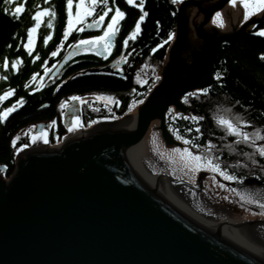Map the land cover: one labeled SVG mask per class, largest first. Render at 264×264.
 Wrapping results in <instances>:
<instances>
[{
	"label": "water",
	"instance_id": "obj_1",
	"mask_svg": "<svg viewBox=\"0 0 264 264\" xmlns=\"http://www.w3.org/2000/svg\"><path fill=\"white\" fill-rule=\"evenodd\" d=\"M196 2L185 0L179 5L176 43L169 50L162 79L138 110L121 120L81 126L60 146L50 147L41 140L39 146L32 144L18 153L16 171L8 180L0 178V264H264L263 251L193 215L148 182L132 162L135 144L157 117L164 139L180 144L167 128L169 106L188 110L182 97L211 84L210 67L220 43L264 21L263 11L260 18L230 33H216L209 41L202 27L229 0L207 9L197 4L204 13L197 34L211 53L183 75L186 80L171 93L168 84L178 77L174 68L189 32L184 11ZM99 24H88L81 33L94 32ZM95 51L108 55L103 42ZM104 70L111 67L90 69ZM117 73L128 76L124 69ZM74 116H81L76 100L66 109V127Z\"/></svg>",
	"mask_w": 264,
	"mask_h": 264
},
{
	"label": "trees",
	"instance_id": "obj_2",
	"mask_svg": "<svg viewBox=\"0 0 264 264\" xmlns=\"http://www.w3.org/2000/svg\"><path fill=\"white\" fill-rule=\"evenodd\" d=\"M77 3L78 0H73L72 8H75ZM139 3L140 0H135L132 4L127 3V0H108L107 4H101L97 0L92 14L87 19L98 21L97 16L102 9H109L104 15L102 27L96 33L98 35L107 28L116 7L125 13L123 17H118V31L110 48L112 58L125 59L129 75V78L125 79L112 73L89 71V68H99L104 60L90 49L76 50L77 41L85 40L94 34H83L78 30L79 27L70 29L67 0H13L12 4L0 0V96L8 92L7 96L0 99V111L12 106L20 97L24 98L12 111L13 114L0 122V165H6L5 176L8 177L15 170L16 150L21 144L30 143L31 135L25 131L27 127L37 121L51 120L55 121L56 133L61 137L68 134V129L62 122L60 105L69 96L90 95V99L82 104L81 121L84 126L101 120V117L124 116L130 107L145 100L160 79L159 71L168 53V36L176 31L178 7L176 0H144L143 11L147 15L140 21L139 31H136L135 25L141 15V9L136 6ZM19 4L24 5V8L12 15L11 10ZM5 7L10 9L9 13L3 11ZM45 7L54 10L55 16L43 15L38 23L33 49L25 48L24 44L28 42L27 29L36 23L33 14L36 11L42 12ZM48 19L53 21L51 26L47 24ZM65 28H68L67 34ZM260 28H264V21L252 25V28L243 29L229 41L221 42L210 67L213 76L210 84L213 86L212 91L201 97L199 102L197 99H190V103L183 100L189 109L179 112L188 115L196 113L204 117L200 122L202 135L187 133L185 129L192 126L191 121L174 119L176 111L173 106L169 107L173 111L169 112L168 109L167 125L176 138L177 131L181 135H192L194 139L189 146L193 148L196 143L203 145L208 139H212L218 149L233 140V136L218 130L215 124L213 113L218 103L227 107L239 101L235 104L234 111L245 114L255 124L264 125V114H260V111L264 110V60L260 56L264 53V36L258 34ZM45 36L48 37L47 40L44 39ZM125 39L128 41L127 45L124 44ZM71 48L75 60L63 73V79L50 88L42 86L39 79L41 73L46 67L54 66ZM53 52L56 54L52 55ZM5 63L8 64L7 67L4 66ZM218 72L225 73L220 77V80L224 81V87H221L217 80ZM100 93L116 97L118 106L109 102L106 107L95 95ZM51 134L54 142L55 136L53 132ZM14 138H17L15 144L12 142ZM236 146L241 151L252 150L243 144ZM198 150L202 151L203 148ZM216 153L229 172L246 176L242 167H235L236 161L244 159L242 156L227 151H224L223 155L220 151ZM255 158L264 163V158L258 155ZM254 172L255 177L264 184V172L260 169H255ZM258 213L264 214V209L261 207Z\"/></svg>",
	"mask_w": 264,
	"mask_h": 264
},
{
	"label": "rangeland",
	"instance_id": "obj_3",
	"mask_svg": "<svg viewBox=\"0 0 264 264\" xmlns=\"http://www.w3.org/2000/svg\"><path fill=\"white\" fill-rule=\"evenodd\" d=\"M197 1L196 5L190 4L186 6L184 14L189 18V32L187 35V42L185 43L184 47L181 49L180 55L178 56L177 64L174 68L175 76L184 75L186 76L190 70L193 69V67L197 66L201 60L205 57H207L211 52H209V48L206 44V41L198 36L197 34V26L201 24V22L204 20V13L200 11L199 6H202V8L207 9L208 7L217 4L220 0H194ZM135 2V0H134ZM78 4V3H77ZM77 4L75 8H72V14H73V26L70 27V29H75L76 27H84L82 24L88 23L87 19L90 15H83V18L77 22L76 21V13H77ZM91 7L87 0L85 1V4L80 7V12L83 14L85 12L86 8ZM264 9H260L258 12L254 11L249 16L247 20H244V12L245 9L243 5L240 3V0H236L235 4L228 2L226 6H224L221 9H218V11L214 12L208 20V23L205 24L203 28V32L207 35V37L212 38L213 35L216 33H222L227 34L232 31H234L239 25H241L243 22H247L249 20L259 18ZM93 12V11H92ZM221 13L220 17H216V13ZM43 13L40 17V21L42 20ZM184 15V16H185ZM222 19V23H221ZM252 26V25H248ZM37 27L33 30L32 33V40L28 43L29 49H33L34 43L36 41V32ZM115 27V25H114ZM252 28V27H248ZM105 30V29H104ZM104 30L101 34L98 36H103ZM95 36V37H98ZM91 38V37H90ZM90 38H87L85 40H91ZM106 38H105V40ZM98 42V41H96ZM169 58L165 59L164 64L162 66V69L159 71V74L162 73L163 67L165 68L167 65ZM194 67V68H195ZM185 73V74H184ZM42 84V82H41ZM46 84L45 86H47ZM43 86V85H42ZM69 99V98H68ZM69 101V100H68ZM68 101L62 102L60 105V111H62V120H63V114L64 111L62 109V105L68 104ZM138 105H134L130 107L129 111L124 114L130 115L134 113ZM174 111L179 112L176 108H174ZM122 116V118H124ZM102 121H105L102 119ZM102 121H97L91 123L98 124ZM73 122V120H72ZM35 125V128L32 126ZM89 126H85L84 129H87ZM38 123L32 124L29 127L26 128L25 131H28L30 136V143L27 145V147L24 148H18L19 151L16 150V165H17V155L20 151L26 150V148L31 147V145L35 143V141L32 140V134L34 132H40L43 130L47 134L48 128H40L37 129ZM53 126V124H52ZM80 126L73 127V124L69 127V133L74 131H80ZM50 133L52 132L51 129ZM23 135V134H22ZM56 142L49 143L50 146H59L60 143L63 142V140H55ZM145 141H146V147H145V155L146 158L148 157L150 161L158 166H161L165 170H168L170 168L174 169L175 171L180 173V176L175 181H171V184L173 186L179 185V186H187L191 192V194H194L196 198L197 204L206 205L211 210H218L219 212H226L230 214L232 220L236 223L244 222L247 225L242 224L245 227H248L250 230V227L252 225H256V222H264V214L258 213V211L261 210V204H254L251 202V199H260L262 204H264V184L262 183V180H258L257 177H255V169H260L264 172V163H261L257 158H255L257 161H259V165H253L249 164L248 167L243 168L246 173V179L244 181H230L227 180L225 176H221L219 173L210 171L207 169H200L199 171L194 170L191 166L187 165L185 161L181 158L179 153H176L173 151V149L180 147H189V145H186L183 141L180 143V145H176L173 142H167V140L164 139L162 129H160V120L157 118V120H154L150 126L149 131L145 135ZM37 143V141H36ZM193 151H200L196 148L192 147ZM203 151V150H202ZM252 151V150H251ZM213 155L217 156V153L214 152ZM256 157V156H255ZM247 163V161H245ZM223 165V164H222ZM238 169H240L238 167ZM16 171L15 170L13 173ZM12 173V174H13ZM8 177L5 176V178L0 173V178L4 180H8L11 175ZM248 180V181H247ZM236 183H242L236 184ZM221 185H225L224 187H221ZM247 189L249 191V194L251 195V199H245L242 198L241 192L243 190ZM181 191V189H180ZM253 206H256L254 208ZM264 209V207H262ZM254 235H257V241L260 244L264 245V233L260 232L259 234L255 233ZM259 238V239H258ZM256 239V238H255Z\"/></svg>",
	"mask_w": 264,
	"mask_h": 264
},
{
	"label": "snow or ice",
	"instance_id": "obj_4",
	"mask_svg": "<svg viewBox=\"0 0 264 264\" xmlns=\"http://www.w3.org/2000/svg\"><path fill=\"white\" fill-rule=\"evenodd\" d=\"M88 4L91 6L89 8L85 9V12L81 14L80 7L85 4V0H78L77 4V13H76V21L79 22L83 15H91L92 11L94 10V6L97 3V0H87ZM101 4H107L108 0H99ZM230 3L235 4L236 0H229ZM5 3L12 4L13 0H5ZM127 3L132 4L134 3V0H127ZM240 3L243 5L245 12H244V20H247L249 16L254 11H259L260 9H264V0H240ZM68 5V25L69 27L73 26V14H72V5L73 0H67ZM141 9V15L139 16L136 25L135 30L139 31L140 29V21L144 20L145 16L147 15L146 12L143 11L144 9V0H140V3L136 5ZM24 8V5L19 4L16 5L14 9L11 10L12 15H16L21 9ZM5 13H9L10 9L5 7L3 9ZM109 11L108 8H103L101 13L98 14L97 20L103 21L104 15L107 14ZM43 14H49L50 16H55V11L50 8H43L41 11H36L33 15L36 18V23L32 24L27 29V35H28V41L30 42L32 40V33L33 30L36 28L37 24L40 22V17ZM125 15L124 12L120 10L119 7H116L114 10V14L111 16V21L108 23L107 28L104 30L103 36L98 37H91L90 39L93 41H104L105 38L110 42L112 40L113 35L115 34L118 29L114 27L115 23L118 20V17H123ZM221 13L217 12L216 17H220ZM221 19V23H222ZM53 23L52 19L47 20V24L51 26ZM90 26H96V20L92 21ZM68 28H65V33L67 34ZM258 34L264 36V28L258 29ZM174 34H169L168 40H171L173 38ZM133 38H135L133 34ZM45 40L48 39L47 36L44 37ZM77 43H80L82 45H88V40H80L77 41ZM128 41L125 39L124 44L127 45ZM19 46V45H18ZM160 45H156V47H159ZM24 47H29L28 43L24 44ZM106 50H108V45H105ZM155 51V48L153 49ZM56 53L53 52L52 55H55ZM261 59L264 60V53L260 54ZM124 57H121L123 59ZM5 67L8 66L7 63L4 65ZM13 67H15V64H13ZM223 72H218L217 80L219 81V84L221 87H224V81L220 80V77L224 75ZM6 79V77H5ZM27 86V85H25ZM213 86L209 85L206 87L197 88L189 93H186L182 99L186 103H190V99H197V102H199L201 97L207 96L212 91ZM12 91V90H10ZM8 92H5L3 96H0V99H3L4 96H7ZM98 99L102 100L105 103V106L107 107L108 103H115L119 104V101L116 97L112 95H106V94H95ZM23 97H20L19 100L15 101V103L10 106L3 109V111H0V122H3L6 120V114L12 112L16 107L20 105V103L23 101ZM72 100L79 101L80 103H84V98L80 96H73L71 98ZM239 103V101H235L233 105L230 106H224L223 104L218 103L215 106V111L213 113V118L215 121V124L218 127V130L223 131L224 133L233 136V140L229 141L222 149H218L212 139H208L205 144L201 145L200 143L195 144V148L201 149L203 148V151H193L192 147H177L173 149L174 152L179 153L181 158L185 161V163L189 166H191L194 170L199 171L200 169H207L214 172L219 173L221 176H225L227 180L230 181H244L246 179L243 175H235L232 172H229L228 167H225L222 165L221 157L213 155L214 152L220 151L221 155H223L224 151H227L228 153H234L242 156L244 159H241L239 161L235 162V167H242L246 168L249 166V164L253 165H259V161L255 159V156H259L261 158H264V125L255 124L253 120H250L247 118V116L241 112L234 111L235 104ZM63 107V105H62ZM173 109L169 108V112H172ZM260 114H264V110L260 111ZM109 117H101V119H107ZM174 119H183L185 121H191L192 126L185 129L187 133H195L196 136H200L203 133L201 132V121L204 119L203 116L193 113L191 115H188L187 113H181L176 112ZM92 121H90L91 123ZM53 124H55V121H52ZM73 127L80 126V118L79 116H74L73 118ZM35 128V125L32 126ZM46 137V133L41 130L40 132H34L32 134V140L36 141L37 139ZM18 138V137H17ZM13 139V144H15L16 139ZM177 138L183 141L186 145H190L193 141L194 137L192 135H181L179 131H177ZM243 144L249 148L252 149V151H241L239 148H237L236 145ZM27 147L25 144H21L20 148ZM19 151V149H17ZM247 161V163L245 162ZM225 185H221V187H224ZM242 198L245 199H251V195L249 194V191L247 189L243 190L241 192ZM251 202L254 204H261L262 207H264V204H262L260 199H251Z\"/></svg>",
	"mask_w": 264,
	"mask_h": 264
},
{
	"label": "bare ground",
	"instance_id": "obj_5",
	"mask_svg": "<svg viewBox=\"0 0 264 264\" xmlns=\"http://www.w3.org/2000/svg\"><path fill=\"white\" fill-rule=\"evenodd\" d=\"M209 41H211L210 38H209ZM117 72L118 70H114L112 74L116 75ZM198 74L200 76L202 72L199 71ZM127 78H129V75L125 77V79ZM185 80L186 78H184L183 75H179L175 80H173L172 82L168 84L169 85L168 90L171 93L177 92L178 89L182 85L181 83ZM137 118L138 117L136 115L134 126L131 129L132 130L131 132L133 134H135L137 131L136 130L137 125H138ZM102 122H112V121H102ZM47 139H48L47 136L44 138L37 139L36 140L37 143L35 141L34 147L39 146L38 144H39V141L41 140L48 142ZM145 147H146V141H145V136H144L143 139H141L139 142L135 144V148L133 151L134 158L132 162L134 163L136 168L139 170L140 174H142L143 177L148 182L155 185L159 190L161 189L166 195H168L170 198H172L176 203H178L182 207H185L193 215L195 214L196 216L201 218L203 221H206L210 223L211 225L216 226L219 229L227 233L229 232L230 234H232L233 236H236L237 238H241L242 240L246 241L248 244L255 246L261 252L262 251L264 252V245L260 244L259 243L260 241L259 242L257 241L258 236L254 235L255 233L259 234L260 232L264 233V222L263 223L256 222L255 223L256 225H252L253 228L250 227V230H248L249 229L248 227H245L242 225V224L244 225H247V224H245L244 222H239V223L234 222L230 214L224 211L223 212H219L218 210L214 211L208 208L206 205L204 206L202 204H197L194 194L189 193L191 192V190L187 186H184V185L173 186L171 184V181H175V178L177 179L180 176V173L175 171L172 168L165 170L161 166L157 167V165L152 163L148 157L146 158V155L144 152Z\"/></svg>",
	"mask_w": 264,
	"mask_h": 264
},
{
	"label": "flooded vegetation",
	"instance_id": "obj_6",
	"mask_svg": "<svg viewBox=\"0 0 264 264\" xmlns=\"http://www.w3.org/2000/svg\"><path fill=\"white\" fill-rule=\"evenodd\" d=\"M104 60V63L103 64H112L113 67H118L120 68L121 66L119 65L120 63H122V61L124 60H119L117 58H112V56L110 57V60H107V59H103ZM50 68V72H49V69ZM70 68V65H65L63 66V68L57 72L56 74H54V69L52 68V66H48L45 68V70L41 73V76L39 77V79H41V82L43 84V86H45V84H48L47 87H52L57 81L59 80H62L63 79V73L67 71V69ZM49 72V74H48ZM56 96V95H55ZM55 98H53L54 100ZM54 102V101H53ZM49 105V104H47ZM68 104H64L63 105V108H65ZM45 122H49L50 125H48L49 129H51L53 131V133H55L57 131V127L52 123L51 120H47ZM53 124V126H52ZM57 135V134H56ZM2 171V170H0Z\"/></svg>",
	"mask_w": 264,
	"mask_h": 264
}]
</instances>
